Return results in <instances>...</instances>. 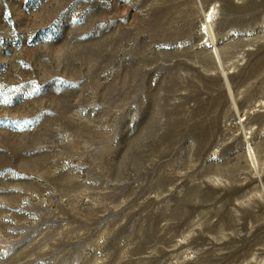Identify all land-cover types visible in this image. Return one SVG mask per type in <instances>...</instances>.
<instances>
[{
    "label": "rangeland",
    "instance_id": "1",
    "mask_svg": "<svg viewBox=\"0 0 264 264\" xmlns=\"http://www.w3.org/2000/svg\"><path fill=\"white\" fill-rule=\"evenodd\" d=\"M0 264H264V0H0Z\"/></svg>",
    "mask_w": 264,
    "mask_h": 264
},
{
    "label": "bare ground",
    "instance_id": "2",
    "mask_svg": "<svg viewBox=\"0 0 264 264\" xmlns=\"http://www.w3.org/2000/svg\"><path fill=\"white\" fill-rule=\"evenodd\" d=\"M209 18H211V15H208ZM210 19H206L207 22H209Z\"/></svg>",
    "mask_w": 264,
    "mask_h": 264
}]
</instances>
